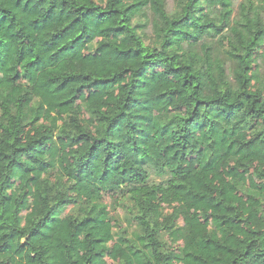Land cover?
Wrapping results in <instances>:
<instances>
[{
	"label": "trees",
	"instance_id": "trees-1",
	"mask_svg": "<svg viewBox=\"0 0 264 264\" xmlns=\"http://www.w3.org/2000/svg\"><path fill=\"white\" fill-rule=\"evenodd\" d=\"M237 4L0 0V264H264V0Z\"/></svg>",
	"mask_w": 264,
	"mask_h": 264
},
{
	"label": "rangeland",
	"instance_id": "rangeland-1",
	"mask_svg": "<svg viewBox=\"0 0 264 264\" xmlns=\"http://www.w3.org/2000/svg\"><path fill=\"white\" fill-rule=\"evenodd\" d=\"M167 1H168L169 6H170V9H171L173 7V0H167ZM242 1L243 0H238V4L240 2H242ZM86 53L88 54L89 53V50H87ZM263 60H264V48H262L260 50L259 63H260V61L262 62ZM263 69L261 70L262 73H264V70ZM259 70H260V68H259ZM157 180H159V179H157ZM105 203L112 207V204L113 203H112V200L109 197H106L105 198ZM130 208L131 207H129L128 209H126V208H123L122 209L121 207H119L117 209V216L120 218V221H121L123 227L128 226L127 220L128 219L129 220L130 219H133V217H134L133 214H132V212L130 211ZM164 211L167 212V213H171V210L169 208H167V207H164ZM16 264H28V263H27V261L24 260L23 257H19L17 259ZM108 264H119V263L108 260Z\"/></svg>",
	"mask_w": 264,
	"mask_h": 264
}]
</instances>
